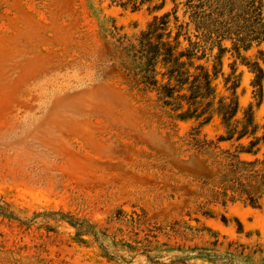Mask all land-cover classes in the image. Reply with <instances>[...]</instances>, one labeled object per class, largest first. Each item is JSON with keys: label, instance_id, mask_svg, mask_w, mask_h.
Returning <instances> with one entry per match:
<instances>
[{"label": "rangeland", "instance_id": "rangeland-1", "mask_svg": "<svg viewBox=\"0 0 264 264\" xmlns=\"http://www.w3.org/2000/svg\"><path fill=\"white\" fill-rule=\"evenodd\" d=\"M154 3L0 0V264H264V194L228 200L217 167L247 139L208 152L193 139L205 116L201 139L232 127L217 101L234 57L224 53L206 113L178 118L133 78L125 48L174 5ZM242 54L264 70V40ZM237 72L235 119L251 105L261 126L264 81L257 104L252 73L239 61Z\"/></svg>", "mask_w": 264, "mask_h": 264}, {"label": "trees", "instance_id": "trees-1", "mask_svg": "<svg viewBox=\"0 0 264 264\" xmlns=\"http://www.w3.org/2000/svg\"><path fill=\"white\" fill-rule=\"evenodd\" d=\"M146 1L152 0H111L133 10ZM172 1V9L154 16L140 33L136 44L125 46L136 60L137 70L133 78L138 76L144 86L155 88L164 105L172 106L174 111L180 110L178 118L197 119L213 104V99H208L214 97L212 79L218 73L224 75L222 57L225 52H230L234 59L229 63V72L223 76L229 93L218 99L217 111L222 122L232 127L227 129L226 135H218L215 141L201 139L199 128L208 119L205 116L195 127L193 139L202 152L215 151L220 142L231 140L234 134L236 140L247 139L246 143L236 145L233 151L221 149L217 167L224 182V197L229 190L228 200L242 197L243 201L257 206L264 194V123L259 126L255 122L251 105L244 111L241 121L235 116L238 110L236 89L241 77L237 72V61L247 66L253 75L251 85L257 104L263 98L264 70L257 59H249L242 51L264 40V0ZM164 3L165 0H160V3L153 4V8H161ZM171 15L174 31L170 27ZM226 40L230 42L229 47L223 44ZM158 67L163 71L159 73ZM158 73L166 78L164 83L159 82ZM203 101L205 105L200 108ZM184 105L187 106L185 109ZM259 129L262 132L257 135ZM225 183L229 185L225 186ZM2 213L11 216L6 211ZM66 219L81 226L79 222Z\"/></svg>", "mask_w": 264, "mask_h": 264}]
</instances>
